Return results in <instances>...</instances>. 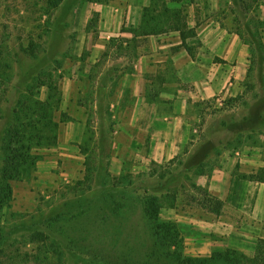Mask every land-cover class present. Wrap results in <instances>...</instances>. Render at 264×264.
Wrapping results in <instances>:
<instances>
[{
	"label": "rangeland",
	"instance_id": "1",
	"mask_svg": "<svg viewBox=\"0 0 264 264\" xmlns=\"http://www.w3.org/2000/svg\"><path fill=\"white\" fill-rule=\"evenodd\" d=\"M50 1L0 0V264H183L188 259L230 264L212 259L227 250L249 259L239 264H250L257 244L235 240L245 248L219 247L214 244L220 237L204 228L220 217L238 219L209 191L214 172L232 159L236 176H249L255 167L246 162L264 163V0H182L187 23L196 19L202 31L214 23L216 35H223L217 43L188 46L191 56L203 48L224 51L213 66L206 63L217 70L215 80L223 89L213 97L186 94L197 90V81L187 76L185 57L142 65L150 101L164 84L182 92L166 101L192 99L187 143L168 159L153 157L157 126L142 131V110L133 126L135 110L109 102L117 97L120 74L132 68L121 60L124 42L164 25L158 20L141 22L139 29L126 24L127 35H121L106 29L103 11L125 20L137 3L142 21L147 9L169 0ZM188 30L193 39L201 32ZM141 42L133 56L150 51ZM167 55L158 51L155 60ZM201 80L208 87L210 80ZM102 85L112 89L107 99ZM68 86L75 88L71 100L64 95ZM59 96L56 144L33 150V168L4 176L7 125L22 119L16 113L25 112L24 104L49 97L56 102ZM176 138L171 143L178 148ZM148 210L167 226V239L152 234ZM40 234L47 240L46 260L35 262L33 256L45 246Z\"/></svg>",
	"mask_w": 264,
	"mask_h": 264
},
{
	"label": "crops",
	"instance_id": "2",
	"mask_svg": "<svg viewBox=\"0 0 264 264\" xmlns=\"http://www.w3.org/2000/svg\"><path fill=\"white\" fill-rule=\"evenodd\" d=\"M142 10V6H137V3H134L125 20H123L119 14L113 15L109 13L111 11L104 10L103 25L107 26L106 29L113 28L114 31L117 30L121 35H127V32L122 31L123 26L129 24L135 29H139L142 22ZM205 26L206 27L203 28L204 31H202L199 29V24L196 19L188 21V27L191 30L201 32L198 33L197 38L195 36V39H193L194 37L187 39L185 44H183L180 33L176 29L154 35H142L140 37H134L131 34L130 38H133V40H126L124 42L127 51L125 53V58L121 57V60L126 61L129 65L132 64V68H130V71H124L125 73L123 75L120 74V81L116 90L117 97L115 100L110 99L109 102L111 107L121 105V107L125 109L133 108L135 110V115L133 114L130 122L133 126L138 122V111L142 110L143 122L140 125L142 131H149L152 126H154V128L157 126L154 130H156L155 135L158 136V143L153 142L151 145V153L152 155L154 154L153 157H155V159L156 155L161 157V159H168V157H173L183 151L188 140L186 126L190 119L188 118L187 121V117L189 116L188 109L190 101L192 100L190 98L194 97V99L200 98L205 100L223 90L219 88L220 80L218 83L215 80V78L219 77L217 70L213 67H209L206 63H210L211 66H213L215 57L224 55V51L215 52L212 50L211 52H206V49L203 48L205 52L199 49L197 55L191 56L192 54H189L188 46L191 42H199L205 46L206 44L217 43L220 39H223L222 34L220 35L221 37L216 35L217 31H215L214 23ZM197 29L199 31H197ZM142 40L150 51L148 54L140 52L137 56H133L132 50L134 48L140 49L137 45ZM133 44H135L136 47L133 46ZM161 50H163L164 53H168L167 57L155 60V54ZM159 54H161V52ZM99 55V52H95L96 57ZM180 57H185L190 61L188 62L189 68L186 72L189 78H194L197 81V90L186 93L189 94L190 98L187 97L182 99L180 98L181 96H175L171 101H166L165 99L167 98L171 99V94H181L182 92L177 89L171 90V88H166V84H164V86H159L158 89L154 90L157 95L154 100L150 101L145 94L146 90L149 89V87L151 88V86L148 84L146 75L142 72V65L144 68L147 66L145 61L155 63L164 61L177 62ZM96 59L97 58H95V60ZM206 77L210 80V82L207 83L208 87H204L202 83L203 80H201ZM162 82H165V80ZM101 87H103V85ZM111 91L112 89L107 90L106 87H103L102 94H104V97L107 99L110 97V94H112ZM74 93L75 88L68 86L64 93L65 99L71 100ZM78 124L81 125L80 122ZM169 124H173V127L168 126ZM176 137H178L179 142H181L178 148L171 143L172 140L177 139ZM231 161L232 159L228 160V164L223 170L214 172L207 186L209 191L217 195L219 199L223 201L224 206L229 211L238 216V219L234 217V220H226L224 217H220L214 222H205V227L207 228H204V230H206V232H213L220 237L215 244L213 243L216 246L244 249V246L239 244L236 245L235 240L250 242L254 245H256L260 239L264 240V183L244 179L243 176H236ZM258 162V166H252L253 163L257 164ZM245 165L249 168L255 167L252 173H256L264 167V163L262 161L260 162V160L258 161L256 158L251 162H246ZM243 167L244 166H242L241 169ZM204 179H207V177L202 178V180ZM202 180L200 182L201 184L203 183ZM224 213H227L226 210ZM225 214L220 216H225Z\"/></svg>",
	"mask_w": 264,
	"mask_h": 264
},
{
	"label": "trees",
	"instance_id": "3",
	"mask_svg": "<svg viewBox=\"0 0 264 264\" xmlns=\"http://www.w3.org/2000/svg\"><path fill=\"white\" fill-rule=\"evenodd\" d=\"M55 1L51 0L50 3L55 4ZM173 5V6H171ZM187 17L184 14V6L182 0H169V2H163L162 5L159 3L154 4L152 9H147L145 11L144 18L142 22L148 23L151 21H160L162 27H152L150 31L145 32V35H154L163 32H168L169 30L176 29L180 33V37L183 44L194 34L186 35V31L189 29L188 23L186 21ZM144 23V24H145ZM188 32H191L188 30ZM52 97L48 98V101L40 103L39 100L32 102L30 107L27 104L23 105L25 112H17L18 116L15 122H10L7 125L4 133V144L6 151L5 167L3 170L4 176H19L21 169L23 168H33L37 163V158L32 154L33 150L38 148L52 147L57 142V130L58 123L55 121V104H61V97L56 102L51 101ZM28 103V102H27ZM10 178V177H9ZM244 179L263 182L264 183V167L258 170L256 173H252L249 176H243ZM152 212L154 210H148L149 219L151 220L152 234L156 238H164L167 226L161 223L157 216H153ZM43 236V243L45 246L37 251V255L33 256L35 262H41L46 260L44 257L46 254L44 249L47 245V240ZM167 239V238H166ZM212 259L224 260L230 264H239L241 259L249 261L243 255H237L236 252L227 250L226 252H220L213 255ZM183 264L190 262L193 263L192 259L182 261ZM250 264H264V240L260 239L257 242L254 256Z\"/></svg>",
	"mask_w": 264,
	"mask_h": 264
}]
</instances>
